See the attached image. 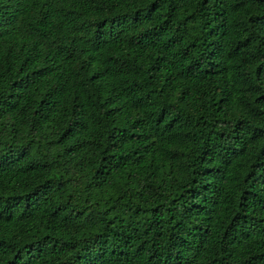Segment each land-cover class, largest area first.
Listing matches in <instances>:
<instances>
[{
  "label": "trees",
  "instance_id": "16d2710c",
  "mask_svg": "<svg viewBox=\"0 0 264 264\" xmlns=\"http://www.w3.org/2000/svg\"><path fill=\"white\" fill-rule=\"evenodd\" d=\"M0 264H264V0H0Z\"/></svg>",
  "mask_w": 264,
  "mask_h": 264
}]
</instances>
